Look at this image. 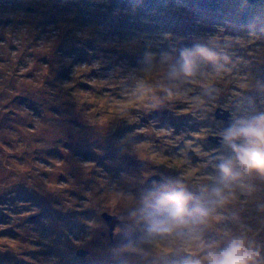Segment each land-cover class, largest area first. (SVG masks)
Wrapping results in <instances>:
<instances>
[{"label": "rangeland", "instance_id": "obj_1", "mask_svg": "<svg viewBox=\"0 0 264 264\" xmlns=\"http://www.w3.org/2000/svg\"><path fill=\"white\" fill-rule=\"evenodd\" d=\"M197 46L217 58L185 74ZM262 111L264 3L0 0V264H205L235 236L264 264V175L222 182L232 152L208 139ZM176 187L208 216L148 233V198Z\"/></svg>", "mask_w": 264, "mask_h": 264}, {"label": "clouds", "instance_id": "obj_2", "mask_svg": "<svg viewBox=\"0 0 264 264\" xmlns=\"http://www.w3.org/2000/svg\"><path fill=\"white\" fill-rule=\"evenodd\" d=\"M214 63L217 54L206 47L186 48L180 52V69L191 74L196 69V58ZM222 142L232 152L218 165L219 177L227 182L237 176V168L249 173L264 175V111L235 119V123L223 131ZM217 196L220 189L214 190ZM192 201L190 204L189 202ZM149 211L145 218L148 233L167 234L183 232L187 225L208 216L210 208L197 202L182 187L163 191L147 200ZM205 264H261V253L243 237L230 238L222 247L205 254ZM183 264H201L199 259H188Z\"/></svg>", "mask_w": 264, "mask_h": 264}, {"label": "water", "instance_id": "obj_3", "mask_svg": "<svg viewBox=\"0 0 264 264\" xmlns=\"http://www.w3.org/2000/svg\"><path fill=\"white\" fill-rule=\"evenodd\" d=\"M168 111H169V108L166 107L165 105H162V104H157L156 109H155L156 113H162V114H167ZM231 115H232V112L229 109H225L223 107H218L216 109V112H215L216 118L222 119L225 121L229 120ZM208 139L213 143H220L221 142V136L218 134H210ZM213 154H214V156L217 155L215 157V161L218 163H221L223 158L220 157L217 152H214ZM188 157L191 159L192 162H197L199 160V158H198V156L194 150H190L188 152ZM148 181H150V182H153V181L163 182V181H165V178L163 176H161L160 174H153L152 176L148 177ZM101 215L105 219V221L108 223L109 230H110L109 234L111 236H113L115 227H116L117 223L120 222V217L117 214H112V213L107 212V211L102 212ZM185 233H186V231L183 232V234H185ZM80 253H84V252L80 251Z\"/></svg>", "mask_w": 264, "mask_h": 264}, {"label": "trees", "instance_id": "obj_4", "mask_svg": "<svg viewBox=\"0 0 264 264\" xmlns=\"http://www.w3.org/2000/svg\"><path fill=\"white\" fill-rule=\"evenodd\" d=\"M242 1L248 2V3H251V4L264 3V0H242ZM144 56H146V54ZM149 62H152V57L149 59Z\"/></svg>", "mask_w": 264, "mask_h": 264}]
</instances>
